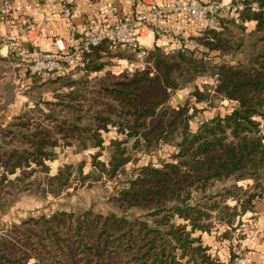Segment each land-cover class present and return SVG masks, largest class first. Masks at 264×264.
<instances>
[{"label":"trees","instance_id":"trees-1","mask_svg":"<svg viewBox=\"0 0 264 264\" xmlns=\"http://www.w3.org/2000/svg\"><path fill=\"white\" fill-rule=\"evenodd\" d=\"M253 1L259 9L244 8L238 21L218 15L191 38L195 46L144 48L142 64L129 71L108 69L136 58L109 38L61 73L25 67L27 105L0 125V210L20 193L58 197L77 182L124 174L132 153L175 150L158 166H137L100 207L56 209L10 225L0 234V264H229L194 233L210 231L212 219L237 228L264 195V0ZM247 21L255 23L250 30ZM13 58L0 55V111L14 99ZM199 78L197 102L236 104L191 130L198 109L169 100ZM111 129L123 137L105 144ZM58 147L97 149L91 169L80 160L51 173L47 161ZM104 149L106 160L98 158Z\"/></svg>","mask_w":264,"mask_h":264},{"label":"crops","instance_id":"crops-1","mask_svg":"<svg viewBox=\"0 0 264 264\" xmlns=\"http://www.w3.org/2000/svg\"><path fill=\"white\" fill-rule=\"evenodd\" d=\"M180 0H0V8H5V12L0 13V55L9 53L5 43L10 39H15L19 46L25 50H30L32 46L41 49H50L52 40L56 36L67 37L70 30L80 35L84 34L88 27L109 29L118 26L122 22L129 23L134 32L139 34V41L145 49L159 46L165 51L178 48L182 44V39L199 36L204 30V25L199 21L188 18L184 13L178 12L174 6ZM208 2L209 0H199ZM7 2V3H5ZM150 2H155L158 6L167 8L161 19L155 21L160 29H156L154 24H143L138 14L142 8L147 7ZM254 21L245 22L246 29L254 27ZM199 47V46H198ZM130 52H133L130 50ZM135 53V52H134ZM136 58L129 60L126 57L117 59L116 65L108 69L113 73H118L122 69L139 67L142 64L135 53ZM222 59L217 56L216 60ZM229 60V58L224 57ZM17 59L13 58L11 65L14 68V99L7 105L5 110L0 111V125L6 123L11 116L19 113L27 105L25 90L31 84L30 77L24 66L14 63ZM233 62V61H231ZM206 79V80H205ZM201 81V79H197ZM204 82H212L211 78H204ZM194 88L200 84H193ZM173 98L180 103L182 97L175 94ZM223 105H227L224 101ZM224 106V107H225ZM227 110L229 107H226ZM224 109V108H223ZM220 112H216L206 117L204 113L199 114L201 121L196 128L205 120L213 117ZM197 119V116H196ZM115 132L114 129H111ZM117 134V133H116ZM118 135V134H117ZM115 138V137H114ZM70 147H58V155L55 159L47 161L51 173L62 163H66L67 156L72 158ZM72 162V159H71ZM72 190L68 188L58 197L50 194L47 196L23 197L17 200L7 211H0V229L7 230L10 225L17 224L21 219L29 216L49 214L56 209H66L58 207L60 197ZM241 230L238 238V249L251 264H264V195L254 201L251 211L245 212L240 218L237 227ZM237 229V230H238ZM199 235V234H198ZM214 239V237L210 236ZM229 244V240H228ZM223 246L226 244L223 243ZM208 252L214 257L215 249L212 244L207 243ZM225 256L219 255L221 262L229 263L231 258L230 250L225 252Z\"/></svg>","mask_w":264,"mask_h":264},{"label":"built area","instance_id":"built-area-1","mask_svg":"<svg viewBox=\"0 0 264 264\" xmlns=\"http://www.w3.org/2000/svg\"><path fill=\"white\" fill-rule=\"evenodd\" d=\"M246 7L252 10L259 9L257 3L253 0H209L208 2L180 0L174 6V9L184 13L191 20L199 21L205 27L212 28L215 26L218 15L238 21L240 12ZM167 11V8L158 6L155 2H150L147 7L140 10L138 18L143 24L149 25L152 23L156 29H160L155 21L161 19ZM3 12H5V8H0V13ZM105 38L127 47L135 52L140 59L143 58L144 48L139 41V34H136L127 22H122L118 26L105 30L94 26L88 27L85 33L80 35L72 29L67 37L56 36L53 38L50 49L32 46L30 50H25L19 46L15 39L8 40L5 46L7 51L18 56L19 62L25 64L32 73H61L65 69L76 65L83 52L88 51L91 46L99 44ZM182 43L185 47L195 46V42L191 38L184 37ZM129 70L131 69L129 68ZM224 101L229 107L236 104L235 101ZM199 103L207 106L206 101H199ZM3 233H5V230L0 229V234ZM235 254L236 256L231 264H251L240 250L235 251Z\"/></svg>","mask_w":264,"mask_h":264},{"label":"rangeland","instance_id":"rangeland-1","mask_svg":"<svg viewBox=\"0 0 264 264\" xmlns=\"http://www.w3.org/2000/svg\"><path fill=\"white\" fill-rule=\"evenodd\" d=\"M14 54V53H13ZM14 58L17 60L14 63V67L16 65L27 67L22 62H19L18 56L14 54ZM116 65V63H115ZM134 69V67H131V70ZM129 71V69H126ZM121 71H125V69H122ZM120 71V72H121ZM202 80V79H201ZM206 80V79H205ZM14 82V79H13ZM200 84V87L202 88V81L195 80L194 82H191L187 84L184 88L177 90L175 93L172 94L169 104L173 107L177 105V101L173 98L175 94L180 95L183 99L180 103L187 100L188 103V110L189 113L193 111L194 108L198 109V113L195 114V117L193 120L190 121V128L191 130H195L197 123L201 121L199 114L204 113L205 116L208 117L213 113L220 112L223 113L227 110L226 107H229L227 104L226 106L223 105V100L214 99L211 103L207 102V106H203L201 103L197 102L195 97L192 95V90L194 89L193 84ZM15 85V83H14ZM197 86V85H195ZM225 106V107H224ZM224 108V109H223ZM197 116V119H196ZM105 144H108L109 140L113 139L114 137L122 138V135H117L114 133L113 130H109L107 133H105ZM176 138H179L177 136ZM130 141L127 143V146H129ZM71 148V147H70ZM68 151L71 150L72 152V163H77L80 160H85V165L83 170L89 171L91 169V155L97 151L95 148H89L81 152H75L73 149H67ZM175 150V147L172 145H162L160 148H158L156 151L152 152L151 154H148L144 151H138L135 153H132V161H129L125 165V173L120 174L118 173L117 176L114 178H106L103 177L101 180H98L96 182L91 181L90 179L84 183V185H80L79 182L74 184L72 190L68 191L67 194H64L60 197V201H58V207L70 209V208H80V207H86L90 204H95L96 206L100 207L101 204H103V200L108 197L110 194H113L116 192L118 188H120L123 184H125V181L127 178H129L132 174L135 168L147 161H151L154 165L158 166L160 164L161 159H169V155L171 152ZM109 155L108 150L104 149L102 154L98 157L99 159L106 160ZM71 159L69 158V154L67 156V162L70 163ZM133 160H136L134 162ZM221 186L216 185L213 187L212 190L219 189ZM47 196V195H45ZM196 199V193L193 195ZM18 197V198H17ZM23 197H32V195H27L26 193H20L18 194L13 200L9 207L7 209H10L17 200H20ZM43 197V196H40ZM229 204H233V201H229ZM0 211H7V210H0ZM215 214V213H214ZM36 216V215H35ZM242 217V216H241ZM240 217V218H241ZM175 222H181L180 219H175ZM212 227L210 228V231H195L194 235H198L201 238L202 243L207 246V243L212 244L214 247L215 254L214 258H217L219 261V255L224 257L226 254L225 252H228V249L230 250L231 258L228 261L229 264L233 261L234 257L236 256L235 251L238 249V238L241 236V230L238 228L232 229L230 226H227L225 224H221L218 221L212 219ZM238 227V226H237ZM238 229V230H237ZM228 232L229 236L228 238L223 236V232ZM210 236L214 237V239L210 238ZM229 240V244H228ZM223 243L226 244V246H223ZM242 253V252H241ZM221 262V261H220Z\"/></svg>","mask_w":264,"mask_h":264}]
</instances>
